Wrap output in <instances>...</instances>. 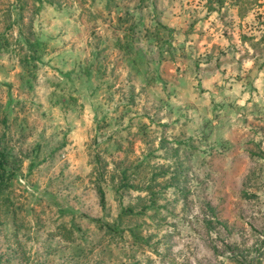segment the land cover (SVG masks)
Returning a JSON list of instances; mask_svg holds the SVG:
<instances>
[{
    "label": "rangeland",
    "instance_id": "rangeland-1",
    "mask_svg": "<svg viewBox=\"0 0 264 264\" xmlns=\"http://www.w3.org/2000/svg\"><path fill=\"white\" fill-rule=\"evenodd\" d=\"M114 1L0 0V264H264V0Z\"/></svg>",
    "mask_w": 264,
    "mask_h": 264
},
{
    "label": "trees",
    "instance_id": "trees-1",
    "mask_svg": "<svg viewBox=\"0 0 264 264\" xmlns=\"http://www.w3.org/2000/svg\"><path fill=\"white\" fill-rule=\"evenodd\" d=\"M106 3H114V0H105ZM126 1V0H125ZM138 4L141 2H144L145 0H137ZM216 4H220L222 0H214ZM117 2H115L116 4ZM211 5V3L209 4ZM211 9V7H210ZM1 36V35H0ZM2 38H0V45L2 44ZM28 47V53L29 55H24L23 56V63L28 66L32 60H38V55H35V53H43L45 51V43L43 41H39L37 39L32 40L28 42L27 44ZM6 155L5 153L0 150V208L1 206L4 205V201L6 200V192L8 190V187L10 185V180L12 178V170L7 167L6 165ZM119 183L117 185V189H124V188H131L132 185H130L125 176V171H121L119 173ZM97 193L99 197V204L101 208H104V192L101 189V187H97ZM90 221H96L98 222L99 219H93V218H88ZM108 229L109 232H116L118 229L115 227L114 224H107V223H101V225ZM117 233V232H116Z\"/></svg>",
    "mask_w": 264,
    "mask_h": 264
}]
</instances>
